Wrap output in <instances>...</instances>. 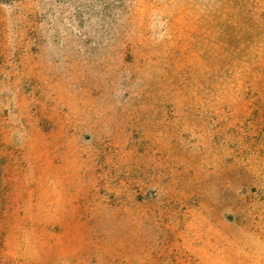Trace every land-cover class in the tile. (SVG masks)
<instances>
[{
  "label": "rangeland",
  "instance_id": "374dc122",
  "mask_svg": "<svg viewBox=\"0 0 264 264\" xmlns=\"http://www.w3.org/2000/svg\"><path fill=\"white\" fill-rule=\"evenodd\" d=\"M0 264H264V0H0Z\"/></svg>",
  "mask_w": 264,
  "mask_h": 264
}]
</instances>
